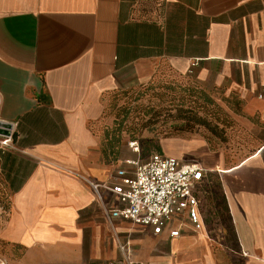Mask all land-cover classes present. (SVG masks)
Masks as SVG:
<instances>
[{
    "label": "crops",
    "instance_id": "1",
    "mask_svg": "<svg viewBox=\"0 0 264 264\" xmlns=\"http://www.w3.org/2000/svg\"><path fill=\"white\" fill-rule=\"evenodd\" d=\"M161 77L233 93L260 135L247 157L209 165L200 231L110 219L118 201L87 183L138 160L103 153L107 96ZM0 122V232L25 250L17 264H107L125 245L134 264H264V0H0Z\"/></svg>",
    "mask_w": 264,
    "mask_h": 264
},
{
    "label": "rangeland",
    "instance_id": "2",
    "mask_svg": "<svg viewBox=\"0 0 264 264\" xmlns=\"http://www.w3.org/2000/svg\"><path fill=\"white\" fill-rule=\"evenodd\" d=\"M156 80L146 86L120 88L107 96L104 111L93 126L102 141L113 139L114 146L106 147L107 160L118 164L125 155L134 154L135 159L145 161L160 149L208 169L219 158L232 165L257 149L260 135L243 114V101L233 93L204 90L213 100H188L191 93L176 86L170 92L176 100H169L167 95L161 97L167 91V79ZM193 90L203 89L195 84ZM132 141H137L139 153L130 148ZM9 204V189L0 170V229L8 218ZM24 254L23 248L5 241L0 232V264H17Z\"/></svg>",
    "mask_w": 264,
    "mask_h": 264
},
{
    "label": "built area",
    "instance_id": "3",
    "mask_svg": "<svg viewBox=\"0 0 264 264\" xmlns=\"http://www.w3.org/2000/svg\"><path fill=\"white\" fill-rule=\"evenodd\" d=\"M10 145L11 137L5 136L0 141V150ZM129 146L139 153L137 142ZM126 165L130 168H118L108 182L87 181L100 198L101 191L107 190L118 201L117 207L107 209L110 219L148 226L155 234H161L172 221H182L183 217L188 218L196 231L204 228L200 208L207 168L164 153L152 154L145 161L128 160ZM170 236L178 237L180 231L173 230ZM121 250L122 259L107 264H134L131 249L125 245Z\"/></svg>",
    "mask_w": 264,
    "mask_h": 264
},
{
    "label": "trees",
    "instance_id": "4",
    "mask_svg": "<svg viewBox=\"0 0 264 264\" xmlns=\"http://www.w3.org/2000/svg\"><path fill=\"white\" fill-rule=\"evenodd\" d=\"M157 80L156 79H154V80H152V81H150L149 83H147V84H143V85H141V86H146V85H149V84H151V83H155ZM158 82H162V81H158ZM163 83V82H162ZM164 84H166L167 86H164V88H165V90H167L166 91V93H162L161 94V97H164V96H166L167 95V97L169 98V100H176V98L175 97H172L171 95H170V92H172V90H174V88L176 87V86H182V87H185V91L186 92H189V93H191L190 94V97L188 98V100H213L208 94H207V92L206 91H204L205 89H203L202 91H198V92H195L194 90H193V87H194V85L195 84H188V85H186V84H184V83H181V82H178V81H174V80H168L167 79V81H165L164 82ZM151 89H153V87L151 86V87H149V88H147V90H151ZM118 90V89H117ZM114 92V91H113ZM111 94V93H110ZM171 96V97H170ZM138 99V98H137ZM180 100H187V99H185V98H182V99H180ZM108 141H109V143H108ZM103 153L105 154V156H106V158L108 157V154H107V145L108 146H110L111 148L114 146V144H113V139L111 140V138H110V140H108V138L107 139H104L103 141ZM132 142H137V141H132ZM146 151V150H145ZM155 153H162L161 152V150L159 149V152H154V153H152V154H155ZM151 154V155H152ZM150 155V156H151ZM149 156V157H150Z\"/></svg>",
    "mask_w": 264,
    "mask_h": 264
},
{
    "label": "water",
    "instance_id": "5",
    "mask_svg": "<svg viewBox=\"0 0 264 264\" xmlns=\"http://www.w3.org/2000/svg\"><path fill=\"white\" fill-rule=\"evenodd\" d=\"M3 127L7 128V129L10 128V126L5 125V123H3V122H0V134L6 135V136H10V135H8L9 132L7 130H2Z\"/></svg>",
    "mask_w": 264,
    "mask_h": 264
}]
</instances>
